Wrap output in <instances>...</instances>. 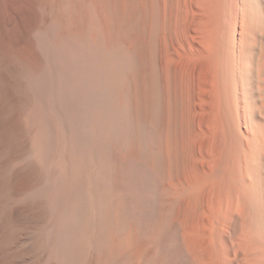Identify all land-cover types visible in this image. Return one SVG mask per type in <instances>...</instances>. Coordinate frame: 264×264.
Segmentation results:
<instances>
[{
  "label": "bare ground",
  "instance_id": "6f19581e",
  "mask_svg": "<svg viewBox=\"0 0 264 264\" xmlns=\"http://www.w3.org/2000/svg\"><path fill=\"white\" fill-rule=\"evenodd\" d=\"M0 264H264V0H0Z\"/></svg>",
  "mask_w": 264,
  "mask_h": 264
}]
</instances>
